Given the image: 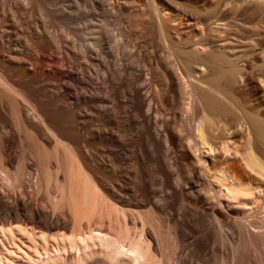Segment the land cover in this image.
<instances>
[{
	"label": "bare ground",
	"instance_id": "6f19581e",
	"mask_svg": "<svg viewBox=\"0 0 264 264\" xmlns=\"http://www.w3.org/2000/svg\"><path fill=\"white\" fill-rule=\"evenodd\" d=\"M133 3L0 0V264H264V0Z\"/></svg>",
	"mask_w": 264,
	"mask_h": 264
},
{
	"label": "rangeland",
	"instance_id": "374dc122",
	"mask_svg": "<svg viewBox=\"0 0 264 264\" xmlns=\"http://www.w3.org/2000/svg\"><path fill=\"white\" fill-rule=\"evenodd\" d=\"M120 4L122 5V8L124 7V8H130L131 9V6H133L135 3H133V0H127V2H124V1H122V0H120ZM133 9V8H132ZM126 15V16H125ZM129 13L128 12H126V13H124V15H123V22L124 23H127V21L129 20ZM248 18H253L254 20H260L261 19V15L259 14V13H256V14H253V15H250V14H247L246 15ZM116 17V16H115ZM114 16L112 17V19H111V21H113V25H112V29H113V31L114 32H117V30H118V28H119V26H120V24L117 22L118 21V19L117 18H115ZM261 22V21H260ZM263 24V26H264V23H262ZM153 32H154V30L152 29V27H150L149 26V28L147 29V33H148V35L149 36H152V34H153ZM240 50H241V48H240ZM241 52H243V53H245V50L243 49V50H241ZM256 62L259 64V63H261V60H256ZM251 66V64H249V67ZM260 84H259V82L257 81V79H255V78H253V80L251 81V84L249 85L250 86V88L249 89H247L246 91H248V92H250L254 97H256V96H259V94H260V89H261V86H259ZM236 90H238V89H236ZM239 90L242 92V91H245L244 89H242V88H239ZM232 143H233V141H232ZM216 224V223H215ZM221 248L220 247V244L219 243H217V242H215V247H214V249H216V248ZM226 249V248H225ZM216 251H217V249H216ZM210 253H212L211 252V250H209V253H207V255L209 254L210 255ZM250 257H254V259H249V261H250V263L249 264H258V257H256V252L252 249V250H250ZM212 257H213V262H214V257H215V255H212ZM210 261H211V259H210Z\"/></svg>",
	"mask_w": 264,
	"mask_h": 264
}]
</instances>
